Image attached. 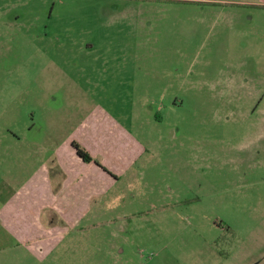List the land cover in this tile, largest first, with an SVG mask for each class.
Segmentation results:
<instances>
[{"label":"rangeland","instance_id":"obj_1","mask_svg":"<svg viewBox=\"0 0 264 264\" xmlns=\"http://www.w3.org/2000/svg\"><path fill=\"white\" fill-rule=\"evenodd\" d=\"M227 1L0 0V207L95 108L144 148L53 264H264V8Z\"/></svg>","mask_w":264,"mask_h":264},{"label":"crops","instance_id":"obj_2","mask_svg":"<svg viewBox=\"0 0 264 264\" xmlns=\"http://www.w3.org/2000/svg\"><path fill=\"white\" fill-rule=\"evenodd\" d=\"M226 3L264 8V0ZM67 124L65 134L54 138L49 148L41 146L32 153L38 165L0 207L4 248L21 247L39 263L53 254L51 263H57L64 251L80 249L79 237L102 221L104 199L116 193L120 179L144 151L131 130L104 110L95 108ZM73 143L93 161L79 158Z\"/></svg>","mask_w":264,"mask_h":264},{"label":"trees","instance_id":"obj_3","mask_svg":"<svg viewBox=\"0 0 264 264\" xmlns=\"http://www.w3.org/2000/svg\"><path fill=\"white\" fill-rule=\"evenodd\" d=\"M73 147L76 150V153L79 158H81L84 162L90 163L93 161L92 157L84 148H82L79 144L73 143Z\"/></svg>","mask_w":264,"mask_h":264}]
</instances>
